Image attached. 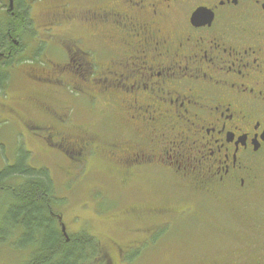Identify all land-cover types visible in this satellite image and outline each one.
Wrapping results in <instances>:
<instances>
[{
  "label": "flooded vegetation",
  "instance_id": "af4514ba",
  "mask_svg": "<svg viewBox=\"0 0 264 264\" xmlns=\"http://www.w3.org/2000/svg\"><path fill=\"white\" fill-rule=\"evenodd\" d=\"M34 6L50 83H33L22 111L48 120L21 117L64 157L104 161L119 192L139 195L115 210L133 220L123 241L100 233L117 249L114 259L98 243L106 264H133L125 250L144 251L159 219L198 217L207 200L236 237L202 264H264V0H0L17 24ZM16 28L0 35L2 68L22 57ZM80 97L83 108L70 105ZM87 114L107 119L110 137L78 124Z\"/></svg>",
  "mask_w": 264,
  "mask_h": 264
},
{
  "label": "rangeland",
  "instance_id": "374dc122",
  "mask_svg": "<svg viewBox=\"0 0 264 264\" xmlns=\"http://www.w3.org/2000/svg\"><path fill=\"white\" fill-rule=\"evenodd\" d=\"M2 12H0V18ZM30 12L40 24L42 19H40L39 14L44 13V11L40 7L34 6ZM28 64L23 63L21 67L23 68ZM11 78V82L0 91V170L6 165L13 164L21 150L28 151L27 163L31 167L46 168L49 171L58 199L55 209L61 213L67 232L73 233L78 231V228L84 227L88 233L99 238L102 249L108 255L114 259L117 258V249L104 236H110L117 241L125 239L119 232L129 229L133 225V220L124 219V216L115 210L124 205L136 204L138 202L136 201L137 197H139L138 193L129 196L125 192H119L117 187L108 181L110 178L104 174L105 166H107L104 161L90 159L88 167H82L71 162L36 135L37 132L29 128L25 119L21 117L22 114L37 122L48 120V117L43 115L40 110L34 108L28 110L27 108L22 111V107L25 105L23 101L29 93L28 89L35 88L28 82L33 83L35 81L20 69L15 70V68L11 72ZM40 90L43 89L39 88V92H41ZM42 98L45 101H57L46 90ZM80 100L86 103V100L80 97L77 101H72L70 105L83 108ZM88 111H91L90 107ZM69 113L81 114L79 108L69 109ZM86 116L85 120L76 118L78 124L87 121V125H90L89 123L94 121L92 114ZM88 129L91 130V126H88ZM96 185H100L101 188L94 187ZM201 198L197 197L198 200ZM8 200V198H0V212ZM144 200L147 203V196ZM182 202L181 199L174 201L172 206L181 205ZM213 206L208 200L200 202V208L206 218H214L212 209L215 207ZM214 210L217 220L215 229L192 216H172L168 217L167 221L166 219H159V222L163 221L160 222L159 227L165 230L164 234L161 235L160 243H155L156 245L154 244L155 246L151 250L149 247L144 251L127 249L125 250L127 257H133V264H200L202 258L208 257L209 254L221 252L222 249L231 244V236L226 237L225 234H220L216 229L222 223L227 222V216L217 204ZM105 212H108L106 213L108 215L115 213L117 216L110 215L112 217L105 218ZM124 235L126 234L124 233ZM151 238L157 237L151 236ZM5 248L0 247V264H9L10 262L21 264L26 258L25 253ZM119 264L126 263L122 261Z\"/></svg>",
  "mask_w": 264,
  "mask_h": 264
},
{
  "label": "trees",
  "instance_id": "16d2710c",
  "mask_svg": "<svg viewBox=\"0 0 264 264\" xmlns=\"http://www.w3.org/2000/svg\"><path fill=\"white\" fill-rule=\"evenodd\" d=\"M1 11L3 12L0 18V35L3 34L5 28H15L17 25L16 29H21V37L19 36L18 40H22L25 48L22 57L17 60L14 57L7 67L0 66V91L12 80L11 72L14 69H9L13 68L12 64L15 70L20 69L32 78L35 81L33 83L49 84L50 82L43 80L44 77H49L47 60L34 34L38 20H35L36 18L32 16V12L27 7L19 9L18 24L10 12ZM39 15L41 19V13ZM23 63L29 64L22 68ZM33 83L28 82L31 85ZM105 121L109 122L103 119L101 123H89L90 125L87 126H91V130L87 127L88 133L92 135L100 133V137L105 139L110 137ZM28 156V151L21 150L13 164L6 165L0 170V198L9 199L0 212V247L25 253L26 258L21 264H106L103 260V251L98 245L99 238L96 235L78 229L76 232L69 233L68 240H66L58 217L55 215L61 213L55 209L58 199L49 171L46 168L31 167L27 163ZM74 159H70L71 162L82 166L80 156ZM180 206L176 205V209ZM196 219L210 226L209 218L205 215L199 214ZM160 222L156 223V231L152 235L157 238L147 240L149 245L147 249L149 247L151 250L157 243H160L161 235L165 231L164 228L159 227ZM216 229L226 237H236L234 234L225 233L223 228L217 227Z\"/></svg>",
  "mask_w": 264,
  "mask_h": 264
},
{
  "label": "water",
  "instance_id": "95a60500",
  "mask_svg": "<svg viewBox=\"0 0 264 264\" xmlns=\"http://www.w3.org/2000/svg\"><path fill=\"white\" fill-rule=\"evenodd\" d=\"M61 229H62V232H63L64 236L66 237V240H68V236H67V233H66V231H65V226H64V224L61 225Z\"/></svg>",
  "mask_w": 264,
  "mask_h": 264
}]
</instances>
